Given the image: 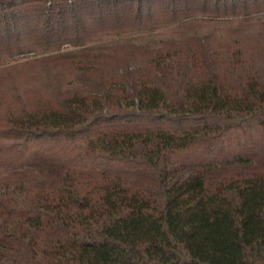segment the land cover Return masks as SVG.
Wrapping results in <instances>:
<instances>
[{"label":"trees","instance_id":"trees-1","mask_svg":"<svg viewBox=\"0 0 264 264\" xmlns=\"http://www.w3.org/2000/svg\"><path fill=\"white\" fill-rule=\"evenodd\" d=\"M212 23L264 26V0H0V70L79 72L0 113V264H264V55L218 53Z\"/></svg>","mask_w":264,"mask_h":264},{"label":"rangeland","instance_id":"rangeland-1","mask_svg":"<svg viewBox=\"0 0 264 264\" xmlns=\"http://www.w3.org/2000/svg\"><path fill=\"white\" fill-rule=\"evenodd\" d=\"M202 32H208L214 46L221 47L218 51L225 50L239 52L246 56L264 55V26L234 23L232 26L219 23L209 24ZM144 35V38H143ZM172 27L156 30L150 37L139 34L136 40H123L109 54L104 56V62L114 65L120 62H143L147 58L151 47L146 45V40H167L163 48L170 49L173 44L171 38H177ZM180 39L178 42H181ZM171 44V45H170ZM72 50L73 47L65 44L59 51ZM67 53V52H63ZM40 54L27 53L17 57V62L0 70V113L8 109L20 110L24 107H33L36 102L43 101L54 94L50 87L63 84L61 90L66 87L74 73H79L71 63V54H64L54 59L34 58ZM260 58V57H258ZM59 91V89H58ZM57 91V92H58Z\"/></svg>","mask_w":264,"mask_h":264}]
</instances>
